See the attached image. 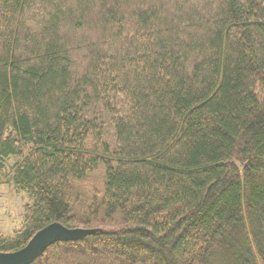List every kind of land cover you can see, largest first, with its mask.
I'll use <instances>...</instances> for the list:
<instances>
[{"label":"trees","instance_id":"obj_1","mask_svg":"<svg viewBox=\"0 0 264 264\" xmlns=\"http://www.w3.org/2000/svg\"><path fill=\"white\" fill-rule=\"evenodd\" d=\"M0 174L31 264H264V0H0Z\"/></svg>","mask_w":264,"mask_h":264},{"label":"rangeland","instance_id":"obj_2","mask_svg":"<svg viewBox=\"0 0 264 264\" xmlns=\"http://www.w3.org/2000/svg\"><path fill=\"white\" fill-rule=\"evenodd\" d=\"M17 162L16 158L11 156L5 161L6 173H10L11 167ZM29 203L27 196L23 192H16L9 179L0 174V236H12L18 231L24 221V207ZM80 228V227H79ZM87 233H94L97 228H82ZM89 235V234H88ZM84 237V236H83ZM224 255L216 254L212 259V264L225 263Z\"/></svg>","mask_w":264,"mask_h":264},{"label":"water","instance_id":"obj_3","mask_svg":"<svg viewBox=\"0 0 264 264\" xmlns=\"http://www.w3.org/2000/svg\"><path fill=\"white\" fill-rule=\"evenodd\" d=\"M88 234L82 228H65L60 224H50L37 231L21 249L0 252V264H31L45 249L56 242L75 241Z\"/></svg>","mask_w":264,"mask_h":264}]
</instances>
